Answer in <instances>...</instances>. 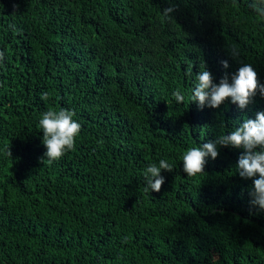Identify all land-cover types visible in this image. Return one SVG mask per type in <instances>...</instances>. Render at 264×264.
I'll return each instance as SVG.
<instances>
[{"label":"trees","instance_id":"16d2710c","mask_svg":"<svg viewBox=\"0 0 264 264\" xmlns=\"http://www.w3.org/2000/svg\"><path fill=\"white\" fill-rule=\"evenodd\" d=\"M250 3L0 0V264H264L258 177L235 168L243 150L218 146L194 177L180 159L264 112L259 93L244 109L189 100L202 65L218 83L251 64L264 84ZM61 108L81 130L48 163L38 121ZM160 159L173 170L145 193L143 170Z\"/></svg>","mask_w":264,"mask_h":264},{"label":"clouds","instance_id":"9594fccd","mask_svg":"<svg viewBox=\"0 0 264 264\" xmlns=\"http://www.w3.org/2000/svg\"><path fill=\"white\" fill-rule=\"evenodd\" d=\"M249 7L258 17L264 19V0H251ZM176 9L168 7L163 10L164 18H170V14ZM233 55H236L233 52ZM4 53L0 51V61H3ZM224 69L229 67L227 59L220 61ZM202 70L195 74L194 87L192 88L189 100L197 103L199 107L218 108L226 99L236 104L239 109L246 108L252 102L253 97L259 93L264 98V84L258 80V75L251 64H243L234 73H225L218 83L213 82V75L206 70L205 65ZM188 75H192L189 71ZM177 103L184 101L185 97L177 89L172 93ZM42 100L48 99V93L43 92L40 96ZM75 112L61 108L48 110L41 114L38 121V128L42 131V143L46 148L44 156L48 163L59 160L66 152L74 150L76 137L79 135L81 125L73 118ZM218 146H224L243 151L236 163V172L241 178H254L252 188L249 192L250 204L258 206L264 210V112H257L255 119H245L239 127H236L229 134H222L215 140L202 143L196 147L186 149L180 159L183 162V171L188 177H194L204 173L206 158L215 160L218 155ZM8 155H11L8 149ZM161 170L171 172L173 164L166 159H160L158 163H150L143 170L145 193L159 192L164 183Z\"/></svg>","mask_w":264,"mask_h":264}]
</instances>
